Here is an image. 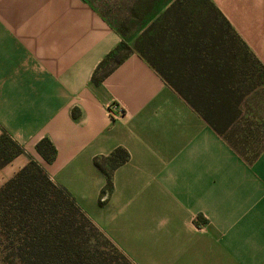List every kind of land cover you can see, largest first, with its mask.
<instances>
[{"label":"crops","instance_id":"crops-1","mask_svg":"<svg viewBox=\"0 0 264 264\" xmlns=\"http://www.w3.org/2000/svg\"><path fill=\"white\" fill-rule=\"evenodd\" d=\"M177 1L0 0V136L22 148L0 166V187L36 161L133 264H264V101L248 109L259 78L221 132L137 48L93 80L111 51L130 48L132 23L135 47L169 59ZM209 1L264 67V0ZM183 6L208 11L204 0ZM117 149L127 157L101 195L107 175L95 159Z\"/></svg>","mask_w":264,"mask_h":264},{"label":"trees","instance_id":"trees-1","mask_svg":"<svg viewBox=\"0 0 264 264\" xmlns=\"http://www.w3.org/2000/svg\"><path fill=\"white\" fill-rule=\"evenodd\" d=\"M185 1H177V5H181V14L168 36L174 43L171 46H177V51L173 54L170 46L169 59H157L158 55L144 51L139 43L136 48L189 104L221 132L220 120L235 116L243 95L242 87L246 88L254 75L251 65L255 66L257 62L262 71L264 67L213 3L204 0L208 6L206 14L197 11L195 15L193 12L188 15L186 6H183ZM149 40L153 41L151 44L155 43V38ZM126 50H129V45L123 41L99 64L93 80L101 81L120 64L128 54ZM37 149L46 160L54 158L55 148L48 140H41ZM21 152L22 148L6 134L0 136V166ZM126 157L124 150L117 149L109 157L95 159L97 166L107 175V184L101 195L111 189L112 170ZM83 221L94 233V237H87V241L99 236L105 240L106 246L117 251L127 263L131 262L71 196L55 184L36 161L31 160L0 187V253L3 262L107 264V258L94 245L83 246V230L88 226Z\"/></svg>","mask_w":264,"mask_h":264},{"label":"rangeland","instance_id":"rangeland-1","mask_svg":"<svg viewBox=\"0 0 264 264\" xmlns=\"http://www.w3.org/2000/svg\"><path fill=\"white\" fill-rule=\"evenodd\" d=\"M193 5H194V4H193ZM191 8H195V7L192 6ZM196 8H197V9H204V10H207V9L204 8L203 3H201L200 5H197ZM134 22H137V21H134ZM128 28L130 29V30L128 29V32H129V34H130V36L128 37V40H130V42H131V46H130L129 50H126V51H125L126 53L130 52L133 48L136 49V47H135V45H134V41L136 42L137 39H138V40L141 39V38H139V37L135 38L134 36L131 35V34H134V33L136 32V29H138V27H137V28H134V23H132V25H131V24L128 25ZM240 46H241V48L243 49V47H242L241 44H240ZM243 50H244V49H243ZM240 53H242V52H240ZM154 54H155V53L153 52L152 55H154ZM251 67L253 68V72H254V74L256 75L255 79H256V78H259V80H260V84H261V85H262V84L264 85V71H262V70L260 69V66H258V63H257V62L255 63V66L251 65ZM254 68H256L255 71H254ZM258 68H259V69H258ZM255 79H254V80H255ZM248 83H250V80L248 81ZM263 93H264V89H262V90L259 89V90L256 91V95L254 96V98H253V97L251 98V95L249 96V98H248V100H249V102H250V104L248 105V109H249V111H250V109H251L252 101H253V100L260 101L261 103H262V101H264V98H263V95H262ZM261 103H260V106H261ZM259 110H260V112L264 111V110L261 109V108H260ZM257 112H258L257 109H253L252 116H253V117L258 116V115H257ZM250 116H251V113H250ZM83 223H84L85 225L88 224V223H86V221H83ZM90 230H92V228L90 227L89 224H88V226L85 227L84 230H83V234H84L85 236H84V238H83L82 244H83L84 247H87L88 245H94L95 248L99 249L100 253L103 254V255L107 258V264H133V263H131V262L127 263V262L123 259V257H121V255L118 254L117 251H115V250H113L112 248L106 246L105 240H104L103 238H101V237L95 235V236H97V239L94 238V240H88V241H87V237H94V236H93L94 233H92ZM0 264H9V263H7V262H3V258H2V254H1V253H0Z\"/></svg>","mask_w":264,"mask_h":264},{"label":"built area","instance_id":"built-area-1","mask_svg":"<svg viewBox=\"0 0 264 264\" xmlns=\"http://www.w3.org/2000/svg\"><path fill=\"white\" fill-rule=\"evenodd\" d=\"M107 108L112 118H117L123 114V107L117 102H110Z\"/></svg>","mask_w":264,"mask_h":264}]
</instances>
